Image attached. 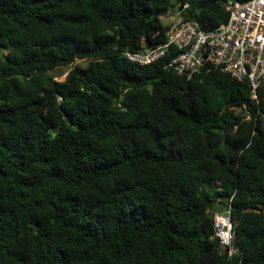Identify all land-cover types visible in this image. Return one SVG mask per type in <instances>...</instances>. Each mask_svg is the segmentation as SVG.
I'll return each mask as SVG.
<instances>
[{"label": "trees", "instance_id": "1", "mask_svg": "<svg viewBox=\"0 0 264 264\" xmlns=\"http://www.w3.org/2000/svg\"><path fill=\"white\" fill-rule=\"evenodd\" d=\"M223 1L0 0V264H264V82L126 56Z\"/></svg>", "mask_w": 264, "mask_h": 264}, {"label": "built area", "instance_id": "2", "mask_svg": "<svg viewBox=\"0 0 264 264\" xmlns=\"http://www.w3.org/2000/svg\"><path fill=\"white\" fill-rule=\"evenodd\" d=\"M223 6L227 20L210 30L185 19L181 10L167 11L162 22L166 43L137 53L126 52L127 58L147 64L172 47L165 67L174 73L191 77L201 70L219 68L237 81L247 80L251 97L257 100L256 90L264 82V0H224ZM214 231L231 254L233 232L228 211L214 216Z\"/></svg>", "mask_w": 264, "mask_h": 264}, {"label": "rangeland", "instance_id": "3", "mask_svg": "<svg viewBox=\"0 0 264 264\" xmlns=\"http://www.w3.org/2000/svg\"><path fill=\"white\" fill-rule=\"evenodd\" d=\"M160 18L162 20V22H164L166 20V12L165 14H160ZM87 63V60L83 59V60H75V62L71 65H66V66H62V67H58L56 69L51 70L49 73H51L52 75H54L55 79L57 80H62L65 78L66 74L68 73L69 69L71 68L72 65L74 64H80V65H85ZM213 212L215 213V215H219L224 213V209L222 205L216 204L215 208L213 209Z\"/></svg>", "mask_w": 264, "mask_h": 264}, {"label": "water", "instance_id": "4", "mask_svg": "<svg viewBox=\"0 0 264 264\" xmlns=\"http://www.w3.org/2000/svg\"><path fill=\"white\" fill-rule=\"evenodd\" d=\"M158 14H165V10L163 9V10L159 11ZM0 49H1V47H0Z\"/></svg>", "mask_w": 264, "mask_h": 264}]
</instances>
